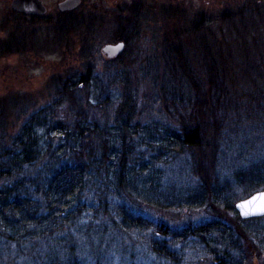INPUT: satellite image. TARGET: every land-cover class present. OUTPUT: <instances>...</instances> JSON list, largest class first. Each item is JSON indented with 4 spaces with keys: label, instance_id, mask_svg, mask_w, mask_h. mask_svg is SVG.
<instances>
[{
    "label": "trees",
    "instance_id": "obj_1",
    "mask_svg": "<svg viewBox=\"0 0 264 264\" xmlns=\"http://www.w3.org/2000/svg\"><path fill=\"white\" fill-rule=\"evenodd\" d=\"M183 8L159 5L162 22L143 0L106 19L61 12L53 28L81 50L98 33L99 54L105 28L125 47L103 71L87 62L60 76L45 104L0 133L2 249L84 264L74 243L87 238L97 254L109 222L117 235L150 232L142 244L164 264L198 251L211 264H264V216L234 207L264 190V0L227 1L216 32L205 12L188 21ZM9 37L11 53L28 44ZM150 100L156 117L143 115ZM176 175L182 186L170 185ZM185 208L202 214L177 228L144 214Z\"/></svg>",
    "mask_w": 264,
    "mask_h": 264
},
{
    "label": "rangeland",
    "instance_id": "obj_2",
    "mask_svg": "<svg viewBox=\"0 0 264 264\" xmlns=\"http://www.w3.org/2000/svg\"><path fill=\"white\" fill-rule=\"evenodd\" d=\"M10 1L0 0V133L7 134L13 133L19 128L30 110L32 111L49 100L54 91L55 83L60 76L82 70L83 64L85 65L87 62L92 63L98 70L103 71L110 63L117 64L119 59L116 60V57L120 54L109 59L102 55L100 51L104 43L115 42L108 39L112 32L110 28H105L103 32L105 38L103 39L101 32V37L98 41L101 42L97 46L99 54L96 48L95 51L97 53L94 51L93 47V41H97L95 37L98 33L90 36L91 38L89 37L90 39L87 41L91 45L92 50L88 47L85 50H81L71 40H68V35H66L67 39L65 40L60 37L53 27L62 16V13L57 8V3L62 0H42L46 7L45 14L34 16L33 18L26 15L24 19L14 13L15 11L10 7ZM133 1L135 0H81L79 6L74 9L78 13H74L79 16L101 13L102 17L106 19L110 14L123 13V10L128 5H131ZM143 1L153 7L151 15L159 20L161 19V22L165 16L158 11L159 5H178L182 2L185 11L183 15L188 21L203 11L208 18H211L213 30L216 32L219 24L217 19L219 18L218 12L220 8L227 1L235 0ZM16 19H19L18 23L15 22ZM153 23L155 26L157 25L156 22L153 21ZM13 29L21 34L23 41L28 44L27 46L21 45L22 47L15 48V51L11 53L9 48L12 42H10L9 34H11ZM24 35L30 37L31 40L28 42L27 37L25 38ZM2 45H6L9 54L2 55L1 51L6 50L2 48ZM193 59H195V56H193ZM150 92H152L150 85L148 83L143 84V93L149 94ZM155 104L152 100L146 101L142 107L143 115L151 114L156 117L159 114L157 111L160 110V106ZM61 111H66V108H61ZM161 112L166 113L167 111L164 108ZM178 168L179 165L174 167L173 172H176ZM171 177L173 179H170V185L178 186L180 184L182 186V177L178 175ZM150 211H145L144 214H148L147 216L150 217V220H153L155 225L161 223L162 226L166 225L171 228L179 227L182 222L187 220V216H189V220L193 221L199 220L202 214V210L196 212L187 208L183 210L173 209L167 212L155 209ZM107 223L105 227H108V231L102 234L104 238L97 254L94 255L93 252L96 251L92 250L89 244L90 240L87 238L83 239L86 243L81 241V239L74 243L77 245V254L84 264H164L147 249L146 245L142 244L143 237L146 234L150 236V232H145L142 235V233L140 234L133 230L128 231L126 234L117 235L114 234V229L109 225V222ZM84 224H81L83 228L86 226ZM157 238H159L158 235ZM1 245L5 247L0 240V264H38L35 253L36 248L30 245L22 246L23 253L19 255L12 248L2 249ZM121 247H123V251L120 250ZM18 257L21 258L18 259ZM211 263L208 256L198 251L193 255H186L184 259L182 258L180 264Z\"/></svg>",
    "mask_w": 264,
    "mask_h": 264
},
{
    "label": "water",
    "instance_id": "obj_3",
    "mask_svg": "<svg viewBox=\"0 0 264 264\" xmlns=\"http://www.w3.org/2000/svg\"><path fill=\"white\" fill-rule=\"evenodd\" d=\"M81 0H62L57 3L60 12H69L77 8ZM10 7L25 15L40 16L45 14L46 7L42 0H11ZM124 42H106L101 46V53L106 58L115 57L124 49ZM235 210L242 219L256 218L264 216V190L256 191L248 197L240 199L234 204Z\"/></svg>",
    "mask_w": 264,
    "mask_h": 264
}]
</instances>
